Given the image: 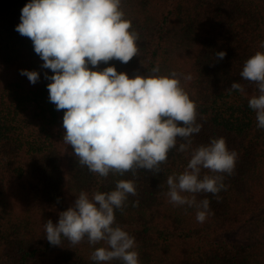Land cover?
<instances>
[{
	"label": "trees",
	"instance_id": "obj_1",
	"mask_svg": "<svg viewBox=\"0 0 264 264\" xmlns=\"http://www.w3.org/2000/svg\"><path fill=\"white\" fill-rule=\"evenodd\" d=\"M27 3L0 0V85L7 75L0 88V264H97L91 255L105 242L90 245L85 238L73 246L62 238V246H53L45 223L57 224L82 191L91 198L115 190L118 180H131L137 189L123 210H114L113 226L134 238L139 264H262L264 240L241 238L264 226V129L249 107L256 86L240 73L248 58L264 52V0H121L130 31L139 33L138 56L98 66H115L129 76L175 72L202 125L191 147L222 137L236 153L233 173L221 174L226 189L219 200L196 194L197 201H210L202 223L196 209L174 205L166 195L167 177L185 170L191 149L170 150L158 175L140 169L104 178L79 165L63 141L64 110L49 101L45 73H53L42 67L32 41L16 31ZM218 51L226 52L219 61ZM24 69L38 71L39 81L30 83L20 74ZM233 82L246 94L231 90ZM182 142L178 138L177 148Z\"/></svg>",
	"mask_w": 264,
	"mask_h": 264
},
{
	"label": "clouds",
	"instance_id": "obj_2",
	"mask_svg": "<svg viewBox=\"0 0 264 264\" xmlns=\"http://www.w3.org/2000/svg\"><path fill=\"white\" fill-rule=\"evenodd\" d=\"M131 27L121 0H29L16 31L32 41L42 67L53 73H45L50 81L49 101L57 111L64 110L63 141L71 146L79 165L104 178L130 171L135 175L140 169L158 175L170 150L187 153L191 149L185 170L167 177L166 195L174 205L196 209V220L202 223L210 201H197L196 194L217 196L226 189L221 174L233 173L236 153L222 137L191 147V137L202 125L197 123L196 105L175 72L129 76L115 66L99 70L101 63L127 64L138 56L139 33L130 31ZM215 55L219 61L226 52ZM20 74L32 84L40 79L35 70L24 69ZM240 76L256 86L258 94L249 99V107L256 112L257 127L264 129V52L248 58ZM231 90L246 94L237 82ZM178 138L184 142L177 148ZM202 170L216 175L201 178ZM136 194L131 180H118L115 190L98 191L91 198L82 191L72 206L59 213L57 224L51 219L45 223L47 240L53 246H62V238L73 246L85 238L90 245L103 241L107 247H98L91 255L97 264L113 260L139 264L134 238L113 226L114 210H123L129 195Z\"/></svg>",
	"mask_w": 264,
	"mask_h": 264
},
{
	"label": "rangeland",
	"instance_id": "obj_3",
	"mask_svg": "<svg viewBox=\"0 0 264 264\" xmlns=\"http://www.w3.org/2000/svg\"><path fill=\"white\" fill-rule=\"evenodd\" d=\"M12 71H13V69L11 68L10 72H12ZM6 79H7V75L3 77V81L0 85V88L3 86ZM261 227L259 229H254V227H252L251 229L247 230L241 238L245 239V238H249V237H253V236H259L260 238H262L264 240V226H261ZM262 264H264V262Z\"/></svg>",
	"mask_w": 264,
	"mask_h": 264
}]
</instances>
